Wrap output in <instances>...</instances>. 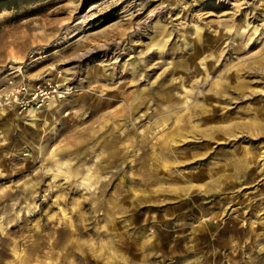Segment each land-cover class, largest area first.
Instances as JSON below:
<instances>
[{"label":"rangeland","instance_id":"1","mask_svg":"<svg viewBox=\"0 0 264 264\" xmlns=\"http://www.w3.org/2000/svg\"><path fill=\"white\" fill-rule=\"evenodd\" d=\"M49 81L0 110V264H264V0H0V90Z\"/></svg>","mask_w":264,"mask_h":264},{"label":"built area","instance_id":"2","mask_svg":"<svg viewBox=\"0 0 264 264\" xmlns=\"http://www.w3.org/2000/svg\"><path fill=\"white\" fill-rule=\"evenodd\" d=\"M58 91V83L52 81L36 84L29 94L25 92V87H17L7 92L0 90V110L11 106L22 109L33 105L40 107L46 104L51 96Z\"/></svg>","mask_w":264,"mask_h":264}]
</instances>
